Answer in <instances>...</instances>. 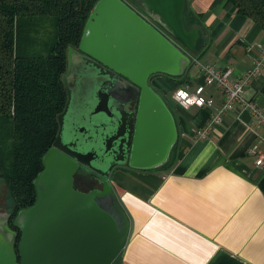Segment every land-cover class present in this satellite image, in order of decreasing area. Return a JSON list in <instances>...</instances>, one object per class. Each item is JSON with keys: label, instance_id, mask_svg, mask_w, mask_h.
I'll use <instances>...</instances> for the list:
<instances>
[{"label": "water", "instance_id": "obj_1", "mask_svg": "<svg viewBox=\"0 0 264 264\" xmlns=\"http://www.w3.org/2000/svg\"><path fill=\"white\" fill-rule=\"evenodd\" d=\"M154 9H171L176 28ZM184 9L171 0L95 3L78 46L66 51L67 100L33 181L36 201L16 213V230L8 227L12 214L0 213V264H112L124 252L134 222L111 177L117 169L170 164L175 117L150 80L157 74L182 79L192 65L183 47L197 35L184 30ZM81 167L104 179L100 188L74 186Z\"/></svg>", "mask_w": 264, "mask_h": 264}, {"label": "crops", "instance_id": "obj_2", "mask_svg": "<svg viewBox=\"0 0 264 264\" xmlns=\"http://www.w3.org/2000/svg\"><path fill=\"white\" fill-rule=\"evenodd\" d=\"M154 10L169 29L176 28L171 9ZM184 10L183 28L197 39L189 44L193 51L182 47L199 65L228 69L232 79L254 67L264 31L251 19L226 0H186ZM150 84L171 106L178 143L162 170L112 173L134 222L118 264H264V168L255 166L256 151H264V127L239 109L200 137L214 111L183 109L172 99L177 89L194 91L203 84L196 64L182 79L157 74ZM205 95L220 105L216 89L206 87ZM244 97L264 108V68ZM82 185L76 184L86 191Z\"/></svg>", "mask_w": 264, "mask_h": 264}, {"label": "trees", "instance_id": "obj_3", "mask_svg": "<svg viewBox=\"0 0 264 264\" xmlns=\"http://www.w3.org/2000/svg\"><path fill=\"white\" fill-rule=\"evenodd\" d=\"M97 1L0 0V184L10 199L11 226L16 213L36 201L33 181L67 100L61 82L66 51L78 46ZM226 4L264 31V0ZM42 20L54 28L45 39L38 31Z\"/></svg>", "mask_w": 264, "mask_h": 264}, {"label": "built area", "instance_id": "obj_4", "mask_svg": "<svg viewBox=\"0 0 264 264\" xmlns=\"http://www.w3.org/2000/svg\"><path fill=\"white\" fill-rule=\"evenodd\" d=\"M191 59L193 64L199 66L200 72L203 75V84L198 85L194 91H189L185 88L177 89L172 94V99L178 107L183 109L208 107L214 111L207 125L198 132L200 137H206L209 131L221 122V117L224 114L239 109L246 110L257 126L264 127V108L259 107L254 101L247 100L244 97L245 91L251 81L264 68V48L261 51L260 57L255 61L254 67L237 79L231 78V71L228 69L219 70L213 65H199L197 60ZM206 87H213L221 94L219 106H215L214 100L205 95ZM255 156V166L264 168V151H256Z\"/></svg>", "mask_w": 264, "mask_h": 264}, {"label": "rangeland", "instance_id": "obj_5", "mask_svg": "<svg viewBox=\"0 0 264 264\" xmlns=\"http://www.w3.org/2000/svg\"><path fill=\"white\" fill-rule=\"evenodd\" d=\"M171 2L174 6V9H184L185 0H171ZM38 31L40 32V35L42 36V38L44 37V39L47 36L53 34L54 28H53L51 21L42 20V24L39 26ZM89 176L90 174L87 171L82 170V169L79 170L77 174L75 175L77 185H78V181H83L84 185H82V187L86 191L91 189V187L94 185L93 182L90 181ZM8 206H10L9 196L6 192L5 187L2 184H0V208H4Z\"/></svg>", "mask_w": 264, "mask_h": 264}, {"label": "flooded vegetation", "instance_id": "obj_6", "mask_svg": "<svg viewBox=\"0 0 264 264\" xmlns=\"http://www.w3.org/2000/svg\"><path fill=\"white\" fill-rule=\"evenodd\" d=\"M72 79H73V77L69 78V81H68V82H69V85H70L71 87L74 86V84L72 83ZM151 86H152V85H151ZM81 169L87 171V172L90 174L89 179H90V181L93 182V184H94V185L91 187V189H94V188H100V187H101L99 181H104V179H103L101 176H99L98 174L94 173L93 171H91V170H89V169H86V168H83V167H81L80 170H81ZM75 184H77L76 179H74V186L77 188V186H76ZM77 189H78V188H77ZM89 190H90V189H89ZM0 213H1V214H5V215L12 214L11 207L8 206V207L0 208ZM8 227L12 230V226L10 225V220L8 221ZM112 264H117V262H114V263H112Z\"/></svg>", "mask_w": 264, "mask_h": 264}]
</instances>
